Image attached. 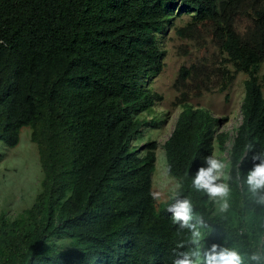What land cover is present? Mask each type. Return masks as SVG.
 Wrapping results in <instances>:
<instances>
[{
  "label": "trees",
  "instance_id": "1",
  "mask_svg": "<svg viewBox=\"0 0 264 264\" xmlns=\"http://www.w3.org/2000/svg\"><path fill=\"white\" fill-rule=\"evenodd\" d=\"M184 13L177 33L206 32L248 77L229 207L192 184L228 140L206 108L185 106L162 144L173 193L203 220L205 247L264 251V206L245 183L253 153L264 151V0H0V142L15 146L28 125L42 171L32 205L13 219L0 214V264H173L194 247L168 211L173 193L156 204V142L137 144L163 121L141 115L160 98L148 82L163 67L162 37Z\"/></svg>",
  "mask_w": 264,
  "mask_h": 264
},
{
  "label": "rangeland",
  "instance_id": "2",
  "mask_svg": "<svg viewBox=\"0 0 264 264\" xmlns=\"http://www.w3.org/2000/svg\"><path fill=\"white\" fill-rule=\"evenodd\" d=\"M188 21V14L176 15L165 31L161 40L163 67L148 82L160 98L156 99L152 111L141 115L142 119L148 121L152 118L163 120L159 128L145 130L144 137L137 142L140 148L148 140L156 142L152 191L159 197L156 198L157 206L166 201L177 186V180L166 171L162 144L171 134L180 111L187 105L206 108L219 119L221 131L228 133L225 150H219L215 144L213 155L225 165L221 177L224 183L230 147L236 128L242 121L244 80L248 75L242 71L234 73V66L226 61V54L218 49L206 32L201 31L191 37L178 34L175 28ZM246 23V18L239 19L238 28L241 29ZM181 68L186 72L182 77L179 73ZM30 132V127L24 125L15 146L0 142V214L4 212L11 219L29 208L41 190L42 171Z\"/></svg>",
  "mask_w": 264,
  "mask_h": 264
},
{
  "label": "clouds",
  "instance_id": "3",
  "mask_svg": "<svg viewBox=\"0 0 264 264\" xmlns=\"http://www.w3.org/2000/svg\"><path fill=\"white\" fill-rule=\"evenodd\" d=\"M247 147L251 150L253 145L249 144ZM252 159L258 163L248 171L245 183L256 204L264 206V151L253 153ZM224 167L222 161L210 156L206 160V166L201 167L192 180L194 188L206 192L215 202L220 203L221 211L229 207L227 196L230 189L221 180ZM173 196L175 201L168 206V211L173 214L174 222L192 231L190 242L194 245L189 250L177 252L173 264H264V251H254L245 257L236 248L217 244L205 247L202 232L197 227H204V222L200 217L194 216L191 200L188 197L180 198L179 192L173 193ZM154 198L159 197L154 194ZM194 219L195 223L192 222ZM177 247L183 248L184 245L181 243Z\"/></svg>",
  "mask_w": 264,
  "mask_h": 264
}]
</instances>
